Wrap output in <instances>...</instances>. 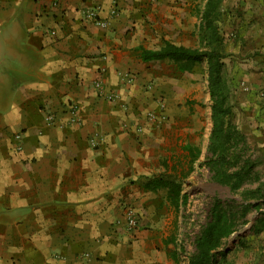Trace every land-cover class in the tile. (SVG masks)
Masks as SVG:
<instances>
[{
    "label": "crops",
    "instance_id": "crops-1",
    "mask_svg": "<svg viewBox=\"0 0 264 264\" xmlns=\"http://www.w3.org/2000/svg\"><path fill=\"white\" fill-rule=\"evenodd\" d=\"M206 1L0 0V264H175V249L181 258L180 206L144 184L180 173L184 147H199L181 136L201 126L180 91L205 62L181 70L141 51L199 46ZM236 2L240 35L252 40L264 0ZM127 207L133 232L121 224Z\"/></svg>",
    "mask_w": 264,
    "mask_h": 264
},
{
    "label": "rangeland",
    "instance_id": "rangeland-1",
    "mask_svg": "<svg viewBox=\"0 0 264 264\" xmlns=\"http://www.w3.org/2000/svg\"><path fill=\"white\" fill-rule=\"evenodd\" d=\"M236 1L226 0L222 3V0L219 3L221 11L217 20H223L216 23V28L224 54L223 76L230 92L229 119L242 135L233 150L244 147L242 157L248 158L257 178L253 176L243 188L253 189L259 183L264 186V30H258V35L249 32L252 40L242 39L241 28L238 27L240 14L234 8ZM248 31L244 29V33ZM204 62L199 65L202 67L197 77L192 79V82L196 80L197 85L185 86L180 91L182 104L189 106L190 114L195 112L201 126L195 132L183 131L181 134L182 137L196 136L201 151L192 164V171L183 180L182 190L187 199L185 205L180 206V223H175L182 264H187L188 255L193 249V237L206 220L211 199L241 201L239 191L231 192L228 187L214 182L204 165L211 128V109L207 105L210 99L208 64L206 60ZM185 121L190 122L188 117ZM186 170L187 165H183L180 173ZM260 211H264V208L250 209L243 218L237 219L233 233L222 244L224 249L230 250L223 264H264V219Z\"/></svg>",
    "mask_w": 264,
    "mask_h": 264
},
{
    "label": "trees",
    "instance_id": "trees-1",
    "mask_svg": "<svg viewBox=\"0 0 264 264\" xmlns=\"http://www.w3.org/2000/svg\"><path fill=\"white\" fill-rule=\"evenodd\" d=\"M221 0H207L206 9L202 14L201 44L197 47H184L170 42L156 50L142 49L143 60L169 59L180 63L181 70H188L195 62L206 60L209 74V90L211 98V128L204 155V165L207 167L214 182L224 185L231 192L239 191L240 203L232 199L223 201L212 198L209 204L206 220L193 237V249L188 255L187 264H223L229 249H224L223 241L233 233L237 219L243 218L250 209L264 208L263 183L253 189L243 188L253 176L252 164L248 158H243L244 147L233 150L242 137L235 125L229 119L231 104L230 92L223 76L224 63L222 58V42L217 30L218 6ZM243 147V148H242ZM188 163L186 172H162L148 179L144 187L148 189H165V195L170 205L176 210L185 205L187 195L182 190V183L192 171V164L198 159L199 147L185 146ZM259 214L264 219V211ZM172 240V239H171ZM175 264H182V258L175 249L169 253Z\"/></svg>",
    "mask_w": 264,
    "mask_h": 264
},
{
    "label": "built area",
    "instance_id": "built-area-1",
    "mask_svg": "<svg viewBox=\"0 0 264 264\" xmlns=\"http://www.w3.org/2000/svg\"><path fill=\"white\" fill-rule=\"evenodd\" d=\"M114 12L115 11L113 10L112 13H114ZM85 15L87 18L93 19L97 23H100V24L104 23L103 20H98L95 18L96 15L92 10H88L85 13ZM131 79H132V76L127 75L125 77L126 82H129ZM92 84H93L94 89L98 92V94L102 95L105 100L113 101L116 98V95L111 90H106L102 79L97 78V79L93 80ZM76 107L77 106L74 103L69 104V113H70L71 122H77L78 121V119H77V108ZM45 118L47 121H50L52 116L50 114H47L45 116ZM14 138L19 140L20 134L19 133L14 134ZM91 141H92L91 143L94 145L95 140L91 139ZM17 148H19V144H17ZM118 224H120V223H118ZM121 224H122V228L126 232H133L138 227L139 222H138L137 215L131 207L125 208L124 213H123V221L121 222Z\"/></svg>",
    "mask_w": 264,
    "mask_h": 264
}]
</instances>
